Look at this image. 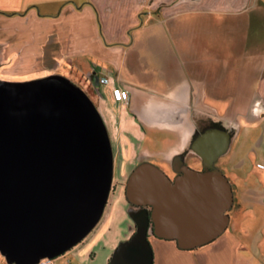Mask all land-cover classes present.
<instances>
[{
  "label": "crops",
  "instance_id": "1",
  "mask_svg": "<svg viewBox=\"0 0 264 264\" xmlns=\"http://www.w3.org/2000/svg\"><path fill=\"white\" fill-rule=\"evenodd\" d=\"M21 1L16 8L27 10L22 57L42 60L40 65L52 73L69 72V67L102 119L114 114V167L132 159L134 147L126 140L156 138L164 131L171 147L163 163L171 165L174 175L177 161L200 170L199 146L216 131L200 130L202 123L228 121L241 97L249 98L250 110L264 119V0ZM0 37V60H15L17 40ZM15 66L13 61L0 69V77L15 75ZM8 82L0 78V84ZM114 88L127 91L128 100L114 101ZM113 105L118 114L109 108ZM228 148L226 142L223 152ZM222 153L214 163L220 169ZM153 155H136L134 162ZM240 174L242 168L231 173L234 203L226 231L204 246L181 250L147 229L152 264L239 263V251L248 249L241 238H247L249 224L256 221L253 205L264 194V173ZM138 228L130 221L123 233L108 236L103 264H111L116 248Z\"/></svg>",
  "mask_w": 264,
  "mask_h": 264
},
{
  "label": "water",
  "instance_id": "2",
  "mask_svg": "<svg viewBox=\"0 0 264 264\" xmlns=\"http://www.w3.org/2000/svg\"><path fill=\"white\" fill-rule=\"evenodd\" d=\"M225 150L218 134L199 146L203 169L176 162L171 179L143 162L125 196L150 207L151 235L193 250L229 224L232 187L214 163ZM113 154L93 102L66 79L0 84V253L13 264L57 258L96 225L111 188ZM146 226L120 244L111 264H152Z\"/></svg>",
  "mask_w": 264,
  "mask_h": 264
},
{
  "label": "rangeland",
  "instance_id": "3",
  "mask_svg": "<svg viewBox=\"0 0 264 264\" xmlns=\"http://www.w3.org/2000/svg\"><path fill=\"white\" fill-rule=\"evenodd\" d=\"M20 1L21 0H0V35H5V38L9 35L10 39L14 36L17 40L15 49L17 52L14 53L16 56L15 60L14 58L0 60V69H3V71L14 61L16 65L14 67L15 75H3V77H0L1 80H8L9 82L6 84H16L40 80L53 75V77L68 79L69 82L74 83V79L77 78V76L72 75L73 72L69 67L67 68L69 72L54 71V73H52L48 72V69L40 65L42 60L22 57L24 33L27 29L24 15L27 10L19 9L20 7L18 9L16 8L20 5ZM8 45V43L5 44V46ZM3 48L4 44H1L0 55L3 52ZM74 84L76 85V83ZM80 84L83 87L86 85V83L82 82ZM86 91H90L89 88H87ZM246 98L247 97H241L239 101L240 104L229 112L228 116L230 117L227 116L229 119L228 121L218 124L202 123L199 126L200 130L204 128H216L215 134H218L224 143H229L228 150L222 153L217 165L221 166V169H218L225 175L231 187L233 183L231 173L237 168L243 169V174H240L242 178L245 177L244 174H246L247 171L255 173L254 175H256V172L264 173V119L250 110V107L247 105L249 98L247 101L244 100ZM109 108L116 114L119 113V108L117 106L113 105ZM96 110L105 126L111 145L112 143L116 145V139L112 138L115 133L111 132V129L115 128L114 114L111 113V116L107 118L105 122L102 119L100 111L97 108ZM224 110L228 111L227 108H224ZM138 125H141V123H138ZM217 128L221 130H217ZM158 134L161 136L159 137L154 134L156 138L126 140L128 146L131 145L134 147L132 150V159L130 163L121 160L115 167L113 166L111 188L99 220L89 234L85 236L83 242L56 258L57 264H65L67 260L69 264H103V262H105V256L109 252V248L106 245L108 236L115 233H123L127 229L130 221H135L138 227H147V216L144 209L132 206L126 202L125 187L131 172L143 162H148L157 166L171 179L176 176L174 172L171 171V165L169 167V165L163 163L166 153L171 147V136L169 137V134L164 131H160ZM233 148H235V151L230 161ZM152 152L155 155L149 156L150 158H147L148 160L135 164L134 160L138 158L136 155H150ZM189 164L193 165L192 163ZM259 165L262 167H259ZM191 168L199 170L194 167ZM253 206L255 208L254 214L257 218L256 221L249 224L247 238H241V242H247L248 249L246 252L239 251L238 264H251L252 262L264 264V194L261 198L257 199ZM237 207L238 204L235 203L234 211ZM98 236H101L99 240H97ZM0 264H10V261L1 253Z\"/></svg>",
  "mask_w": 264,
  "mask_h": 264
},
{
  "label": "built area",
  "instance_id": "4",
  "mask_svg": "<svg viewBox=\"0 0 264 264\" xmlns=\"http://www.w3.org/2000/svg\"><path fill=\"white\" fill-rule=\"evenodd\" d=\"M106 79H103L102 82H105ZM112 97L113 100L116 102H126L128 100V93L125 90H122L120 88H114L112 90ZM259 167H262L259 165ZM56 258H50V257H45L40 259L37 263L35 264H55ZM65 264H69V261L67 260Z\"/></svg>",
  "mask_w": 264,
  "mask_h": 264
},
{
  "label": "trees",
  "instance_id": "5",
  "mask_svg": "<svg viewBox=\"0 0 264 264\" xmlns=\"http://www.w3.org/2000/svg\"><path fill=\"white\" fill-rule=\"evenodd\" d=\"M72 84H74V83H72ZM75 85V84H74ZM75 86H77V85H75ZM126 202L128 203V204H130L128 201H127V199H126ZM130 205H132V204H130ZM133 206V205H132ZM136 207V206H135ZM140 208H142V209H144V211H145V213H146V216H147V229L149 230V232H151L152 231V222H151V219H150V207H140ZM171 241H173V242H175L176 243V241H174V240H171ZM176 245H177V243H176ZM180 249V248H179ZM182 250V249H181Z\"/></svg>",
  "mask_w": 264,
  "mask_h": 264
},
{
  "label": "flooded vegetation",
  "instance_id": "6",
  "mask_svg": "<svg viewBox=\"0 0 264 264\" xmlns=\"http://www.w3.org/2000/svg\"><path fill=\"white\" fill-rule=\"evenodd\" d=\"M215 129H216V128H215ZM217 130H221V129H218V128H217ZM202 169H203V167H202L200 170H202ZM88 234H89V233H88ZM88 234H87V235H88ZM84 239H85V237H84L79 243L83 242ZM79 243H78V244H79ZM78 244H77V245H78Z\"/></svg>",
  "mask_w": 264,
  "mask_h": 264
}]
</instances>
